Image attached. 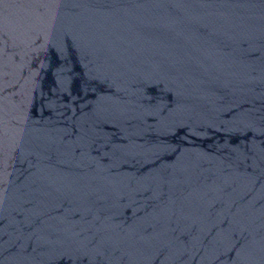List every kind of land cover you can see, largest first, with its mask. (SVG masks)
I'll list each match as a JSON object with an SVG mask.
<instances>
[{
	"label": "water",
	"instance_id": "1",
	"mask_svg": "<svg viewBox=\"0 0 264 264\" xmlns=\"http://www.w3.org/2000/svg\"><path fill=\"white\" fill-rule=\"evenodd\" d=\"M0 264H264V0H0Z\"/></svg>",
	"mask_w": 264,
	"mask_h": 264
}]
</instances>
